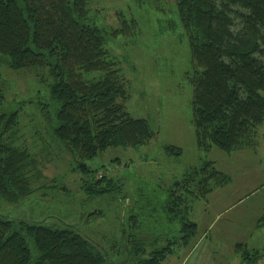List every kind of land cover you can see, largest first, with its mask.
I'll list each match as a JSON object with an SVG mask.
<instances>
[{
	"label": "trees",
	"instance_id": "trees-1",
	"mask_svg": "<svg viewBox=\"0 0 264 264\" xmlns=\"http://www.w3.org/2000/svg\"><path fill=\"white\" fill-rule=\"evenodd\" d=\"M174 2L193 65L186 76L192 85L198 148L256 150L264 127V0ZM118 15L119 24L106 30L91 21L90 0H0V62L12 71L32 72L39 81L45 75L51 78L50 101L55 107L40 112L47 118L44 126L86 172L91 171L86 159L110 147H138L156 133L124 103L130 95L129 80L107 46L108 35L135 36L140 24L134 15ZM5 87L0 82V106ZM0 122V197L19 204L36 191V159L27 146L14 144L15 137L10 142L3 136L10 131L17 138L18 108L2 113ZM104 180L107 187L113 181L101 175L89 185ZM231 181L232 176L212 160L193 167L172 183L162 203L163 220L171 232L154 235V243H149L142 239L145 233L139 234V218L131 214L120 224L115 241L135 264L168 262L177 250L192 247L200 238L198 223L191 218L195 202ZM103 190L107 191L100 186L92 191ZM49 221L0 213V264H112L104 247L75 224L56 226ZM256 225L264 226V214ZM235 252L243 264L264 257L246 241L236 243Z\"/></svg>",
	"mask_w": 264,
	"mask_h": 264
},
{
	"label": "rangeland",
	"instance_id": "rangeland-1",
	"mask_svg": "<svg viewBox=\"0 0 264 264\" xmlns=\"http://www.w3.org/2000/svg\"><path fill=\"white\" fill-rule=\"evenodd\" d=\"M90 9L91 21L106 30L119 24V12L138 19L137 35H108L107 46L129 80L126 109L134 117L147 119L156 133L138 147H110L86 159L83 162L91 169L86 172L44 126L47 118L40 112H52L55 107L50 101L51 78L45 75L39 81L32 72L12 71L0 62V82L6 85L0 115L18 108L21 119L17 138L10 131L3 136L10 142L15 137L14 144L27 146L36 159V191L19 204L0 197V213L16 219H50L49 224L56 226L75 224L104 247L112 264H135L125 247L115 241L124 218L131 214L139 218V234L145 233L142 239L149 243H154V235L171 232L163 220L162 203L172 183L193 167L212 160L219 170L232 176V181L226 185L225 194L217 192L222 187L214 189L191 210L199 235L207 233L202 239H206L202 258L210 257L213 264H243L235 245L244 241L264 252V226L256 225L264 214V127L259 131L257 153L198 148L192 85L186 76L193 65L174 0H90ZM2 130L4 124L0 122V134ZM168 146L181 151L172 152ZM246 155L251 159L241 165L238 159ZM101 175L112 178V186L107 187L106 180L101 185H89ZM241 181L246 185L239 188ZM100 186L107 191H92ZM182 255L183 249H179L170 259ZM253 264H264V257Z\"/></svg>",
	"mask_w": 264,
	"mask_h": 264
},
{
	"label": "crops",
	"instance_id": "crops-1",
	"mask_svg": "<svg viewBox=\"0 0 264 264\" xmlns=\"http://www.w3.org/2000/svg\"><path fill=\"white\" fill-rule=\"evenodd\" d=\"M244 150L248 151V150H252V149H244ZM253 152L257 153L258 150L257 149L253 150ZM250 159L251 158H249L248 155H246V156H241L238 159V161H240V164L242 165L243 162L247 163L248 161H250ZM241 165H237V167H240ZM245 185H246V181H241L239 183V188L244 187ZM227 186H229V185H227ZM227 186L222 187L217 192H219V194H222V193L225 194L224 190H226ZM217 202L219 203L222 201L218 200ZM205 234H207L206 231L204 232L203 235H200V237H201V238H199L200 241L197 242L195 245H193L192 247L184 248L182 257H174L176 259H169L168 263L172 264L174 262L175 264H213V260L210 257L202 258V256L206 253L205 252L204 254H202L203 253L202 248L204 246V242L206 241V239H204V240H202V239L205 238V236H207ZM204 249H203V251H204Z\"/></svg>",
	"mask_w": 264,
	"mask_h": 264
}]
</instances>
